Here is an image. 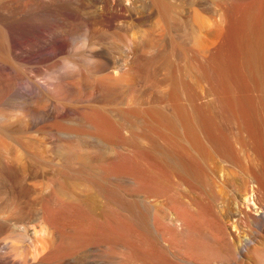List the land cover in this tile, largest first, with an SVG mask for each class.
Segmentation results:
<instances>
[{"label": "bare ground", "instance_id": "bare-ground-1", "mask_svg": "<svg viewBox=\"0 0 264 264\" xmlns=\"http://www.w3.org/2000/svg\"><path fill=\"white\" fill-rule=\"evenodd\" d=\"M78 1L0 0V264H264V0Z\"/></svg>", "mask_w": 264, "mask_h": 264}, {"label": "rangeland", "instance_id": "rangeland-1", "mask_svg": "<svg viewBox=\"0 0 264 264\" xmlns=\"http://www.w3.org/2000/svg\"><path fill=\"white\" fill-rule=\"evenodd\" d=\"M195 1L199 3V5H197L198 3H196V5L198 7L193 4V3H195ZM77 3H78L77 5L82 9V13H80L78 19L74 20L73 17L71 16L72 14H70L68 11L59 12L57 15L60 18V20L57 22V24H59L60 27H63L65 24L73 25V24H77L79 22H83L84 18H86L91 23L94 22L93 23V30H99V32L101 34H103V35H105V34L108 35V34L112 33L113 36L119 37L120 40H124L127 36H129V34L136 36L137 34L140 33L142 28L152 29L151 25H152V22H153V18L150 19V21L147 23V26L138 25L137 27H135L132 30V33H131V32H129V30H125L124 29V28H126V23H122L120 18H116L115 19L113 17L114 11H112V10H110L108 8L107 9H103L101 11V10H99L97 8H94L91 4H89L87 2H84L83 0H79ZM193 3L189 6L186 3L182 2L181 9L183 7H186V8H189V9L194 8V7L198 8L197 11L199 12L200 15H202L201 17L204 16L206 18L208 15H210L211 11L209 12V10L211 8L213 10V8H214L213 0H193ZM241 3H244V2H240L238 4L240 5ZM65 6L68 9L71 8L70 5H68V4L65 5ZM201 9L202 10L204 9L205 11L204 10L202 11ZM97 13H98V16H97ZM211 15H212V13H211ZM211 15H210L211 18L210 17L207 18L210 21L212 20V17H214V16H211ZM205 18H204V20H205ZM38 19L39 20H44L45 17L43 15H40L38 17ZM206 22H208V21H206ZM21 26L22 27L24 26V21L21 22ZM229 55H230V53H229ZM61 56H62V54H58L57 55V57H61ZM4 111L7 114V116H9L10 119H14L15 118V116H16L15 110L6 108ZM260 124L262 125L261 122H260ZM263 125H264V123H263ZM25 135H28V136L34 135L33 129H31ZM43 151H44V153L47 156L51 155V152L45 146H43ZM210 165H211L212 168H214V167H217V165H220V164L216 163L214 158L211 157ZM247 174L245 173V174H241L240 175L238 173L231 172L228 177L232 180V183L228 182V183L224 184L222 186V188L220 186H217V185L215 186V192L221 198V199L218 200V204L221 203V201H226L227 202L228 199H230L232 188L236 189V193L235 194H238L239 190L242 189V183H244L245 181H246V183H249V185H251V186L255 185L254 181L250 180L251 176L247 175ZM3 177H4V175L0 171V188H1L2 181H3ZM49 185L50 184H49V181L47 180V177L41 178L40 190H42V193L45 192L46 190H48ZM247 202L249 204L251 203L250 201H247ZM232 229L234 230V228H232ZM27 245H28V241L27 240H23V241L17 242L16 243L17 251L20 252V253H23V254L26 253Z\"/></svg>", "mask_w": 264, "mask_h": 264}]
</instances>
